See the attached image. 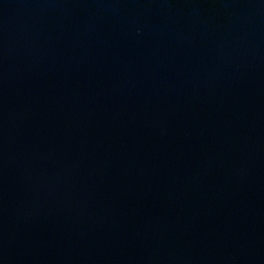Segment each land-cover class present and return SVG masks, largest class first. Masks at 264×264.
<instances>
[{
    "label": "water",
    "instance_id": "95a60500",
    "mask_svg": "<svg viewBox=\"0 0 264 264\" xmlns=\"http://www.w3.org/2000/svg\"><path fill=\"white\" fill-rule=\"evenodd\" d=\"M0 264H264V0H0Z\"/></svg>",
    "mask_w": 264,
    "mask_h": 264
}]
</instances>
